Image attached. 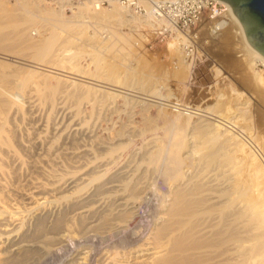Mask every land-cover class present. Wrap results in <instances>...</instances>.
<instances>
[{
  "label": "bare ground",
  "instance_id": "1",
  "mask_svg": "<svg viewBox=\"0 0 264 264\" xmlns=\"http://www.w3.org/2000/svg\"><path fill=\"white\" fill-rule=\"evenodd\" d=\"M22 1L28 5L35 0ZM220 1L227 7L223 13L225 24L218 33L209 35H218L228 26L234 28L247 53L245 61L253 81L264 91V70L258 69V65L264 67V55L250 45L230 4ZM57 5L64 12L67 7L74 11L82 27L96 28L99 23L94 22L104 18L123 24L162 23L150 13L133 14L117 2L98 8L89 1L71 5L60 0ZM145 6L149 8L148 4ZM31 25L36 26V22L32 20L17 28V35L8 36L30 48L27 51L33 50V56L23 52L20 57L21 52L15 55L9 48L0 49V59L11 61L4 64L0 60V264H28L27 261L47 254L71 235L65 221L79 220L85 234L121 227L137 208L138 194L148 189L149 166L167 147L148 142L124 166L108 172L114 161L111 146L95 139L93 125L87 123V111L81 110L78 95L85 90L86 96L97 98L98 103L88 98L94 100L93 106L104 110L120 94L78 84V77L71 75L76 74L74 66L60 63L62 43L78 41L79 37L61 35L57 46L58 33L46 29L44 38L36 42L28 34ZM180 34L175 33L177 37L168 45L183 51L187 36ZM8 36L4 38L10 39ZM95 59L99 61L98 57ZM85 74L79 76L86 78ZM129 75L123 81L120 76V80L112 76L109 81L113 82L108 77L100 82L117 86L131 102L161 103L162 97L153 87L148 88L147 81ZM262 95L264 99V92ZM84 96L81 97L86 99ZM247 104L240 92L223 111L193 110L182 104L178 112L192 115L183 118L184 131L178 132L180 137L172 139L169 146L171 199L164 206L153 242L136 251V256H127L125 264H264V163L244 142L247 137L243 141L224 129L226 123L241 128L264 155V135L250 126ZM124 212L129 213L126 218L121 215ZM62 214L64 219L57 220ZM52 221L54 233L48 236L44 225ZM85 254L71 264H85ZM110 259L112 262L107 264H117L116 256Z\"/></svg>",
  "mask_w": 264,
  "mask_h": 264
},
{
  "label": "rangeland",
  "instance_id": "2",
  "mask_svg": "<svg viewBox=\"0 0 264 264\" xmlns=\"http://www.w3.org/2000/svg\"><path fill=\"white\" fill-rule=\"evenodd\" d=\"M0 5L4 7L0 8V31L7 34H0L1 50L4 48L8 50L9 48L11 54L13 51L15 55L21 52L22 54L18 55L20 57L24 56L25 53L23 52L33 56L34 51L32 49L33 52L27 51L30 48L20 44L17 36V39H15L18 41L13 40V37L11 40L10 36H8V33L12 36L13 33L17 35L15 30L18 31L17 28L29 25L32 20L34 23L36 22V26L31 25L28 34L36 42L44 38L46 29H55L54 32L58 33L56 34L58 35L57 38L61 37V35L64 38L69 34H73L79 37L80 40L78 39V42L77 39H74L77 42L73 40L74 42L64 43V45L62 43L64 52L59 55V61L63 59L60 63L74 66L73 68L77 75H71L78 77V79H75L77 83L84 84L83 86L89 85L92 88L107 90L106 92L114 93V95L115 93L116 95L120 94V96H115V101L113 99L111 104L109 100H106L109 103L104 110L99 109V105L93 106L92 102L97 100L95 96L96 99L89 96L90 99H94H89L91 103L89 104V97L86 96L88 94L85 93V90L81 93L79 92V95L81 94L80 96L78 95L79 102L74 100L81 104H78V106L83 105L81 110L85 109L84 111H87L84 116L88 120L87 123L93 125L95 139L107 141L109 146H111L109 151H111L114 161L111 162L113 165L109 164L108 172L114 173L124 166L131 160L134 152L145 149L149 144L148 142L152 141L167 146L163 154L154 163H151L153 166L148 168V189L140 193L141 195L138 194L137 208L132 213L133 215L130 214L126 218L129 213L124 212L121 214L126 218L121 227L104 232L85 234L79 220L65 221L66 231H70L71 235L66 236V239L60 244L53 246L47 254L38 256L34 261H27L28 264H71L76 257L85 253V264H107L112 262L110 258L114 256H116V261L114 262L125 264L127 256H136V251L146 247L149 242H153L155 230L162 223L161 217L164 213V206L171 199L170 188L172 183L169 172L172 163L168 156L169 146L172 143V139L174 140L177 135L180 137V133L184 131L181 123L183 118H187V116L189 118V115H192V113L185 114L174 111L171 107L173 102L177 101L190 105L193 110L209 111L213 109L215 111H223L236 97V94L240 92L245 101H248L247 105L250 110L248 121L251 124L250 126L260 136L264 135V99H262L264 91L259 86L256 87V83L253 81L252 74L245 61V58L248 57L247 53L239 41V35L234 33L235 30L231 26H228L230 29H223L218 35L210 36L204 25L205 22H202L197 26L198 39L191 58L186 56L185 50H178L168 45L178 34L175 35L174 33L161 42L152 33L153 25L141 23L123 24L117 23L116 19L104 18L94 22L99 23L96 28L93 26L85 27L86 25L82 27L81 22H78L74 15V11L67 9L64 12L61 9H57L59 8L58 5H53L44 0H35L28 5L24 4L22 0H0ZM1 9H4L3 12ZM9 12L10 16H8ZM4 35L10 39L4 38ZM180 36L182 35L180 34ZM1 37L4 40L7 39V41H2ZM87 37L92 38V40ZM59 41L61 39L59 40L58 38L57 43H55L57 46L60 43ZM97 57L99 61L101 60L100 62L95 59ZM4 61L6 64H11V61L7 60H3L2 63ZM13 65L17 66L18 63ZM19 65L20 67L23 66V69H31L27 68L28 66ZM258 69L264 70V67L258 65ZM82 71L86 73L85 75L88 78L79 76L83 74ZM125 72H127L126 76L124 75ZM129 74H133L137 80L147 81L146 85L148 88L153 87L152 90L158 92L160 97H162L160 99L161 103L147 100L144 101L147 103L146 105L135 101L131 102L123 97L129 96L121 94L118 91L120 88L117 89V86H108L109 84L100 82L101 79L104 80L107 77L108 81L109 79L112 80V76L118 80L121 77V81H123L130 76ZM83 95H85L84 98L86 99L81 97ZM100 99L99 97L98 100ZM80 100H82V103ZM72 104L76 105L77 103ZM92 112L94 115H92ZM81 116L83 117V115ZM89 121L91 122L89 123ZM226 124L224 129L230 130L243 141L244 137H247L244 142L264 163V155L259 147L248 139V136L244 134V130L231 124ZM112 148H117V150L114 149V151ZM118 148H120L119 152H117ZM115 159L118 161H115ZM62 215H59L61 217L59 218L58 216L57 220L64 219L63 217L65 216L64 214ZM123 216L120 217L122 220ZM54 221L51 223L46 222L44 225V229L47 231L44 230V232L47 235L49 234L48 236H52V233H54L52 231L54 230Z\"/></svg>",
  "mask_w": 264,
  "mask_h": 264
},
{
  "label": "built area",
  "instance_id": "3",
  "mask_svg": "<svg viewBox=\"0 0 264 264\" xmlns=\"http://www.w3.org/2000/svg\"><path fill=\"white\" fill-rule=\"evenodd\" d=\"M57 5L60 0H46ZM71 5L89 1L96 8L117 2L128 11L136 15L150 13L156 20L162 23H154L152 33L159 41H164L174 33H181L187 36L185 52L187 57H192L198 39L197 26L205 22L208 33L216 34L221 30L223 13L227 7L220 0H62ZM149 5L147 8L145 5ZM69 9L68 7L66 10ZM148 11V12H147ZM210 34V35H211ZM174 111L183 108L182 103H172ZM189 107H187L188 109ZM189 110V109H188Z\"/></svg>",
  "mask_w": 264,
  "mask_h": 264
},
{
  "label": "water",
  "instance_id": "4",
  "mask_svg": "<svg viewBox=\"0 0 264 264\" xmlns=\"http://www.w3.org/2000/svg\"><path fill=\"white\" fill-rule=\"evenodd\" d=\"M241 22L246 39L264 55V0H224Z\"/></svg>",
  "mask_w": 264,
  "mask_h": 264
}]
</instances>
